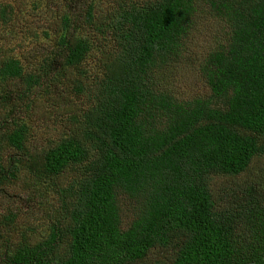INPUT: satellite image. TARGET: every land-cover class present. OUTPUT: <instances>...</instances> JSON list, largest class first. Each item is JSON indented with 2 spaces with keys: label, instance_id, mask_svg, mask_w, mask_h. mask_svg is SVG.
I'll return each mask as SVG.
<instances>
[{
  "label": "trees",
  "instance_id": "trees-1",
  "mask_svg": "<svg viewBox=\"0 0 264 264\" xmlns=\"http://www.w3.org/2000/svg\"><path fill=\"white\" fill-rule=\"evenodd\" d=\"M76 2L95 43L66 9L36 69L0 48V195L31 174L57 197L45 232L36 211L21 225L17 206L0 208V264H141L154 254L156 264H264V178L239 179L264 156V0H208L229 38L202 61L211 95L187 101L159 88L156 73L181 53L198 0H117L100 18L96 0L66 5ZM62 3L33 0L32 11L42 18ZM10 14L0 4V21ZM102 42L111 48L91 74L82 65ZM59 71L89 107L71 133L30 148L17 104ZM67 170L77 173L69 183Z\"/></svg>",
  "mask_w": 264,
  "mask_h": 264
},
{
  "label": "rangeland",
  "instance_id": "rangeland-1",
  "mask_svg": "<svg viewBox=\"0 0 264 264\" xmlns=\"http://www.w3.org/2000/svg\"><path fill=\"white\" fill-rule=\"evenodd\" d=\"M59 1H63L59 9L55 8L51 13L41 18L32 11L33 0H0V4L12 7L10 21L8 23L0 21V48L8 50L21 60L26 71L36 69L37 63L40 64L42 61L45 50L47 52L50 46L56 42L54 32L60 25L59 15L63 10L67 9V12L71 13L73 23L83 25V36L90 38L94 43L98 38H101V36L96 35L95 28L85 26L88 12L85 3L76 2L73 4L74 6L69 7L66 5L67 0ZM133 1L145 2L148 0ZM116 3L117 0H96V18H100ZM197 4H199V8L194 19V25L184 39L181 53L166 63L160 71L157 70L156 73L159 88L185 101L207 98L211 95V88L204 78L201 68L207 55L228 40V31L230 30L229 25L216 14L208 0H198ZM45 31L49 32L50 37L45 34ZM105 43L102 42L97 45V48L82 65V68L91 74L97 72L104 62L105 53L108 52L104 48L108 47L109 50L111 48ZM73 72L76 74V70ZM66 78L59 71L54 76V80L57 81L39 87L30 99L18 102L15 116L26 122L30 128L28 140L30 148H48L64 135L71 133L76 126L75 116H78L83 108L89 107L87 94H80L74 90L73 84L69 79L65 81ZM93 79L94 76H90L84 80L88 84ZM16 94L17 92L11 93V95ZM11 109L12 106L9 107V110ZM5 112V110H1V113L4 114ZM0 117H2L1 114ZM4 151L6 152L5 149ZM76 176L75 171L67 170L62 175L61 180L69 183ZM261 177L264 178V156L259 157L254 162L247 177L245 174L239 179L246 180L249 185L256 183L255 178L258 180ZM56 199L54 186L47 181L38 180L33 178L31 174H27L22 180L4 189L3 196L0 195V208L6 209L11 204L12 207L15 206L16 212H19L20 209L23 215L18 221L21 225H31L34 219H30V216L34 215L32 214L33 211H36L40 217L39 225L42 224V232H45L47 221L43 218L46 217L49 210L48 205ZM27 212L29 214H26ZM122 218L125 225L129 224L133 218L131 202L126 198L123 200ZM39 232L41 233V228H39ZM157 259H159L157 254H154L141 264H156Z\"/></svg>",
  "mask_w": 264,
  "mask_h": 264
}]
</instances>
